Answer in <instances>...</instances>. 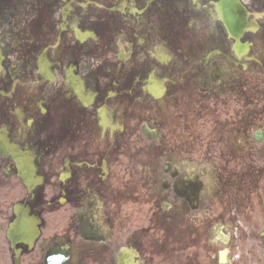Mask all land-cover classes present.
I'll return each mask as SVG.
<instances>
[{
  "label": "flooded vegetation",
  "instance_id": "flooded-vegetation-1",
  "mask_svg": "<svg viewBox=\"0 0 264 264\" xmlns=\"http://www.w3.org/2000/svg\"><path fill=\"white\" fill-rule=\"evenodd\" d=\"M219 2L0 0V264H264V0Z\"/></svg>",
  "mask_w": 264,
  "mask_h": 264
}]
</instances>
